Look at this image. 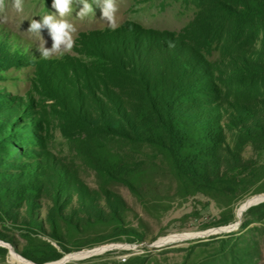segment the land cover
I'll list each match as a JSON object with an SVG mask.
<instances>
[{
  "label": "rangeland",
  "instance_id": "1",
  "mask_svg": "<svg viewBox=\"0 0 264 264\" xmlns=\"http://www.w3.org/2000/svg\"><path fill=\"white\" fill-rule=\"evenodd\" d=\"M114 2L118 24L115 30L102 16L103 0H89L94 12L84 18L77 16L82 4L73 0V11L63 19L76 29L74 47L48 59L38 50L43 40L45 47L52 46L48 29L42 28L40 35L28 29L31 19L41 21L43 15L52 14L60 19L53 7L54 0H24L23 11L19 13L12 0H5L4 8L0 9V264H39L27 258L24 251L40 248L42 253L46 247L40 245L44 243L62 252L60 260L67 255L101 249L65 264H127L129 258L147 253L150 255L145 264H196L208 252L219 248L222 240H235L250 251L248 264H264V219L241 230L245 212L240 219L237 216L243 202L264 191L255 190L240 201L236 208V222L240 220V224L223 231L219 228L225 226L213 224L228 200L184 195L168 167L153 158L147 147L132 151L137 167L142 168L143 198L136 197L119 182L108 185L127 204L122 224L137 230L144 239L137 240L134 236V241H129L128 234H124L119 240L114 224L95 225L70 236L71 243L81 240L92 244L76 248L67 243L71 251L63 252L58 241L41 232L42 227L38 228L39 222L50 232L47 217L51 211L61 207L70 212L72 206L79 208L82 196L89 199L87 192L98 195L102 179L92 163L103 165L118 153L123 156L131 152L130 146L115 141L109 151L102 149L104 143L93 124L102 115L111 114V110L116 115L111 100L102 92L120 96L118 84L132 82L128 74L139 77L137 73L143 70L148 79L156 77L167 82L179 79L181 69L187 71L188 80L202 81L205 68L211 74L209 84L222 90L230 110L227 102L252 98L251 92L259 94L253 91L250 81L235 75L238 66L235 55L241 53L245 41L235 42L234 33L228 30L218 35L216 25L214 32L208 18L199 16L200 9L193 2ZM259 52L248 54L264 61V53ZM117 64L122 70L114 69ZM116 74L120 80L114 77ZM257 159L264 163V151ZM98 197L101 207L108 210ZM198 232L203 234L159 243L161 238L173 234ZM211 236L215 239H210ZM96 239L101 241L93 243ZM198 241L209 243L199 244L189 258L184 257V251H177Z\"/></svg>",
  "mask_w": 264,
  "mask_h": 264
},
{
  "label": "trees",
  "instance_id": "2",
  "mask_svg": "<svg viewBox=\"0 0 264 264\" xmlns=\"http://www.w3.org/2000/svg\"><path fill=\"white\" fill-rule=\"evenodd\" d=\"M185 1L193 2L200 9L199 16L208 18L214 32L216 25L218 35L228 30L234 33L235 42L245 41L240 48L241 53L235 55L238 65L235 75L250 81L253 91L259 94L251 92L252 98L227 102L230 110L222 90L209 84L211 74L205 68L202 81L188 80L187 71L181 69L179 79L172 78L167 82L158 81L156 77L148 79V75L140 70L137 73L139 77L128 74L133 78L129 85L124 82L118 84L120 96L102 92L111 100L116 114L112 115L111 110V114L108 112L93 122L104 143L102 149L109 151L111 142L115 141L119 145L130 146L131 152L123 156L118 153L116 158L103 165L91 164L102 179L98 195L108 210L101 207L97 193L87 192L89 199L85 200L82 196L79 208L72 206L68 212L58 207L56 212L53 210L48 214L50 232L37 221L38 228H43L41 232L58 241L63 252L71 251L67 243L76 248L92 244L81 240L71 243L70 236L72 232L84 233L95 225L114 224L119 240L124 234H128L129 241H134V236L137 240L144 239L137 230L122 224V213L127 204L108 185L119 182L136 197H144L142 168L137 167L139 164H136L132 151L145 147L152 151L153 158L168 167L184 195L201 194L215 200H228L214 226L236 222L237 204L255 190L264 191L260 188L264 183V163L257 159L264 151V61L248 54V51L264 53V0ZM114 69L122 70L118 64L114 65ZM114 77L120 78L117 74ZM96 98L101 100L97 95ZM216 101L218 104L215 107ZM244 219L241 230L264 219V202L245 211ZM28 238L34 242L31 236ZM210 239L214 240L215 236ZM100 241L96 239L93 243ZM201 243L209 241H198L187 248H177V251H184V257L189 258ZM35 244L36 247L45 246L42 250L45 254L40 252V248L26 249L24 254L36 263L55 261L63 256L50 243ZM148 255L129 258L127 264H145ZM250 257V251L240 246L239 242L222 240L219 248L208 252L196 264H248Z\"/></svg>",
  "mask_w": 264,
  "mask_h": 264
},
{
  "label": "clouds",
  "instance_id": "3",
  "mask_svg": "<svg viewBox=\"0 0 264 264\" xmlns=\"http://www.w3.org/2000/svg\"><path fill=\"white\" fill-rule=\"evenodd\" d=\"M73 0H54L53 7L59 13L60 19L55 15H43L41 21L31 19L28 32L37 33L40 35L42 28H47L52 39L51 48L45 47V41L38 45V50L42 57L48 59L54 55H63L65 52H70L74 47L75 27L63 17L67 16L72 9ZM82 8L77 13L80 18L86 17L89 13L94 12L92 4L89 0H79ZM13 8L19 13L23 11L24 0H12ZM5 6V0H0V9ZM117 11L114 0H103L102 16L107 20L109 27L115 30L118 26L115 19Z\"/></svg>",
  "mask_w": 264,
  "mask_h": 264
},
{
  "label": "bare ground",
  "instance_id": "4",
  "mask_svg": "<svg viewBox=\"0 0 264 264\" xmlns=\"http://www.w3.org/2000/svg\"><path fill=\"white\" fill-rule=\"evenodd\" d=\"M259 199H254V200H250L249 202H243L237 209V216H238V219H240L245 210H246V207L249 205V204H252V203H255L257 202ZM236 227V224L233 226H230V227H227V228H222L221 230H230L232 228ZM202 233H187V234H178V235H171V236H168V237H165V238H161L160 240V244H166V243H172V242H175V241H181V240H184V239H189V238H195V237H198L200 236ZM101 251L100 248H96V249H93V250H86L84 252H81V253H77V254H71V255H67L66 257H64L63 259H59L60 261L54 263V264H65L66 262L70 261V260H75V259H78V258H82V257H85V256H88L92 253H95V252H99ZM18 262H23L21 259H18Z\"/></svg>",
  "mask_w": 264,
  "mask_h": 264
},
{
  "label": "water",
  "instance_id": "5",
  "mask_svg": "<svg viewBox=\"0 0 264 264\" xmlns=\"http://www.w3.org/2000/svg\"><path fill=\"white\" fill-rule=\"evenodd\" d=\"M254 199H259L257 202L255 203H252V204H249L247 207H246V210L247 211L250 207L254 206V205H257L259 203H262L264 202V193H261V194H256L254 196H251L249 197L245 202H249L250 200H254ZM240 220L236 222V226L238 227V225L240 224ZM233 225V224H232ZM231 226V225H230ZM225 227H228V226H225ZM225 227H220L219 229L221 228H225ZM173 235H178V234H173Z\"/></svg>",
  "mask_w": 264,
  "mask_h": 264
}]
</instances>
